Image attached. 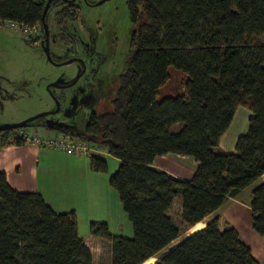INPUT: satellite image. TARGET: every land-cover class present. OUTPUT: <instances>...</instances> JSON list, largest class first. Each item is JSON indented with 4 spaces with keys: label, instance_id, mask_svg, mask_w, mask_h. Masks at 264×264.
<instances>
[{
    "label": "trees",
    "instance_id": "trees-1",
    "mask_svg": "<svg viewBox=\"0 0 264 264\" xmlns=\"http://www.w3.org/2000/svg\"><path fill=\"white\" fill-rule=\"evenodd\" d=\"M46 2L0 0V23L41 26ZM61 5L62 18L76 20L77 1L51 0L46 23ZM127 9L130 52L109 108L91 113L82 131L64 134L90 148L92 172L107 171L100 152L120 161L109 184L133 236L113 235L104 222H91L90 235L110 244L111 264L154 257L153 264H259L236 230H219L217 218L169 246L264 175V0H128ZM172 73L182 77L179 91L162 95ZM240 106L251 112L248 130L234 152H218ZM32 123L1 132L0 149L23 145L13 134ZM168 154L198 163L189 180L152 168ZM177 202L175 224L169 212ZM250 209L264 237V182L252 191ZM0 264L93 259L74 210L55 212L40 193L12 188L0 171Z\"/></svg>",
    "mask_w": 264,
    "mask_h": 264
},
{
    "label": "rangeland",
    "instance_id": "rangeland-1",
    "mask_svg": "<svg viewBox=\"0 0 264 264\" xmlns=\"http://www.w3.org/2000/svg\"><path fill=\"white\" fill-rule=\"evenodd\" d=\"M87 1L89 4L85 0L77 2L79 6L78 20L71 24L73 28L70 36L74 38L81 48L83 44L93 48L92 44L95 42L96 48L93 49L96 50L100 59L101 54L99 51L103 50V45L107 46L109 44L108 42H106L107 44L104 43L107 39L100 40L101 38H106L112 30H115V33L119 34L120 43L115 54L108 59L110 61L105 64L103 62L106 60L102 58L103 60L100 63V70L97 75L101 79L100 88H97L100 94H95L94 96L93 93H89L90 89L88 90L87 88L82 94V91H79V87H85V85L84 81L80 80L76 86L78 88L74 87L71 90V94L77 97L74 104L78 107L72 106L70 108L67 119H62L66 117L65 109L69 108L67 104L62 105L63 110L55 115L56 119L49 116L51 117L49 123L60 126L59 129L57 127L37 128L34 131L37 136L42 137L44 140H54L58 136L60 137L61 129L63 131L66 129L71 132H80L87 121V115L91 112L106 111V108H109V102L115 94L118 76L122 72L130 49L131 23L127 9L128 0H108L101 5H97L99 0ZM56 20V10H52L47 17V25L51 33L57 32L55 27ZM37 34L34 36H37ZM34 36H30V33H23L18 28L10 27L6 23H0V126L20 123L30 117L49 111L54 103L51 93L47 91L48 82L61 75L71 78L77 70V63L73 59H68L59 66L50 63L44 43L37 41ZM73 45V43L72 46L70 45L71 48L74 47ZM64 48L66 49V47ZM50 50L52 58L56 59L57 46L51 45ZM181 81L182 77L178 73H172L170 82L162 90V95H176L181 86ZM88 94L90 95L87 99ZM92 97L94 101L87 105L88 101H92ZM99 98L100 101L98 102ZM86 99L87 101H85ZM243 114L244 119H248L247 114L250 115L251 112L243 106L238 107L235 118L236 126L233 128L237 132L244 122L242 120ZM58 121L64 122L59 123V125ZM226 137L229 145H231L234 137L233 130H229ZM43 148L44 150L63 152L51 145H46ZM99 154L107 162V171L104 173L93 172V175H95L93 176L95 179L94 186L93 182L89 186L85 184V176L72 179L73 185L72 182L69 185H65L67 184L66 181L64 190L69 191L66 195V201H63L65 203L57 204L55 206L56 210H53L57 213H65L75 208L78 211V233L85 240L90 235L89 224L91 222H104L107 224L111 234L131 238L133 230L130 221L123 209L118 193L109 184V179L118 169L120 161L110 156L107 152L103 151ZM74 155L83 160L84 163L85 160H88V157L84 155ZM64 170L57 171V174L53 175L54 178L61 175L67 179L66 171ZM38 172L40 190L43 186V178L46 180L45 187L54 185V183L64 182L63 179L48 178L47 173L43 171V165ZM25 176L22 173L20 178L23 179ZM81 179L83 181L80 183ZM61 186H59L60 189ZM44 191L46 196L52 198L48 194L47 189ZM68 203L73 204L74 208L69 207ZM179 210L180 205L177 202L169 212L175 224L179 223ZM210 219H206L203 225L205 226ZM197 230L199 228H191L185 231L169 248H172L179 240ZM93 238L89 243L93 253V264H111L110 244L100 238ZM95 239H100V242ZM156 259L154 257L144 264H153Z\"/></svg>",
    "mask_w": 264,
    "mask_h": 264
},
{
    "label": "crops",
    "instance_id": "crops-1",
    "mask_svg": "<svg viewBox=\"0 0 264 264\" xmlns=\"http://www.w3.org/2000/svg\"><path fill=\"white\" fill-rule=\"evenodd\" d=\"M237 110L234 114L230 126L220 139L217 149L218 152H234L237 138L240 135L245 134L248 128V119H244L243 114L242 120H244V122L242 124V127L238 132L233 129L236 126L235 118ZM247 116L249 117L248 114ZM229 130H233L234 132V137L232 139L231 145H229V141L226 137V134ZM64 137L68 138V136ZM45 146L46 145H35L30 142H25L21 146L12 145L9 147L1 148L0 171L5 174L7 183L12 188L20 192H38L43 196L44 200L47 201V203L52 207V209L56 210L55 206L57 204L61 202L65 203L63 201H66V195L69 191L64 190L65 185H69L72 182V179H75L77 177L82 178V176H85V184L89 186L90 183L93 182L94 186L95 179L93 176L95 175H93L94 173L90 169L89 160H85L84 163L83 160L75 157L74 154L76 153H69L67 151L59 152L54 150H44L43 147ZM42 165L43 171L47 173L48 178L52 177L55 180L63 179L64 182L54 183V185H49L48 187H45L46 180L43 178V186L40 190L38 171L40 170ZM197 166L198 163L194 159L174 154H168L157 157L152 164V168L164 171L170 176L181 180H189L195 173ZM62 169H65L64 171H66L65 174L67 176V179L70 180H67L64 176L61 175H59L57 178H54L53 175L55 173L57 174V171H60ZM22 173L26 175L23 179L20 178ZM66 181L67 184L64 185ZM82 181L83 180L81 179L80 183ZM261 182H264V175L252 186L245 188L244 190L239 192L235 197L229 198L225 204H223L208 218H211L210 220H212L213 218H217L218 228L221 231L228 227H232L234 230H236L240 240L246 246L249 247L253 258L259 264H264V237L259 236L254 231L252 227V212L250 209L251 193ZM59 186H61V189L59 188ZM43 189H47L48 194L53 199L46 196V194H44L45 191ZM72 205L73 204L68 203L69 207L74 208V206ZM74 211L78 215V211L75 208ZM92 238L93 237L91 235L87 237V240L82 238L85 245L90 249L91 253L92 248L89 243ZM95 240L100 242V239Z\"/></svg>",
    "mask_w": 264,
    "mask_h": 264
},
{
    "label": "flooded vegetation",
    "instance_id": "flooded-vegetation-1",
    "mask_svg": "<svg viewBox=\"0 0 264 264\" xmlns=\"http://www.w3.org/2000/svg\"><path fill=\"white\" fill-rule=\"evenodd\" d=\"M62 1H64V2H75V1H77L78 2L79 0H62ZM85 1L89 4V2L87 0H85ZM107 1L108 0H99L97 2L98 3L97 5H101ZM47 2H48V0H47ZM50 2H51V0H50ZM64 7H65L64 5L59 6V8L56 11L57 20L55 22V27H56L57 32L51 33L49 30V27H48V36H46L44 28H43V23H42V25L39 27V31H40L39 34H37V36H34V37L40 43L43 42L45 47H46V42H48L49 55H50V59H51V60H49L50 63H52L55 66H59V65H62L68 59H73V61L75 63H77V70L75 72V75L71 78L65 77L64 75H61L60 77H56L55 79H52L48 82L47 91H49V93H51L54 105L49 109V111H46L48 113L47 116L38 118L37 120L33 121V123L31 122L34 127L30 128V129H33L34 131L37 128H56L57 127L59 129L60 126H55L54 124L49 123V119L51 118L49 116H52L53 119H56L55 115L63 110L62 105L67 104L69 106V108L65 109L66 117L62 118V119H67V116L71 110L70 108L72 106L78 107L77 105L74 104L75 100H77V97L74 96L73 94H71V90L77 86V84L80 80H83L84 85H85V87H79V91H82L81 92L82 94H84L83 92L86 88L88 90L90 89L89 93L90 94L93 93L94 96H95V94H100L99 89L97 90V88L101 84V79L99 77H97L98 72L100 70V63L102 62L103 59L106 60L103 63H105V64L108 63L110 61L108 59L115 54V52L119 46V43H120L119 34L118 33L116 34L115 30H112L110 32V34L106 36V38L100 39V40L107 39L104 43L108 42L110 44L109 45L106 43L107 46L103 45V50L99 51L101 54V59H100L98 53L96 52V50L93 49V48H96L95 42L92 44L93 48H91L87 44H83V47L81 48L75 42L74 38L70 36L71 32H72L71 29L73 28L71 24L73 22H76L78 20V17L76 18L75 21L69 20V19H67V21L64 20L62 18V15H61L62 11H64ZM48 10H49V8H48ZM78 11H79V6H78ZM46 15H47V13H46ZM42 32H44V34H42ZM72 43L74 44L73 48H71ZM51 45L57 46L58 53H55L56 59L52 58V54H51V50H50ZM63 47H66V49L65 48L63 49ZM129 52H130V49H129ZM129 52H128V54H129ZM127 57H128V55H127ZM126 61H127V58H126ZM122 70H123V68H122ZM76 88H78V87H76ZM90 94H88L87 99H88ZM93 97L91 98L92 101H88L87 105H89L91 102L94 101ZM87 99L85 101H87ZM56 100L58 101V106L56 105ZM99 101H100V98L98 99V102ZM106 110H107V108H106ZM91 113H93V112H91ZM90 114L86 116V119H89ZM62 122H64V121H62ZM62 122L58 121V124L62 123ZM30 129L15 131L13 136L15 137V136H17V134L19 132L27 131ZM11 130H15V129H11ZM4 131L5 130L0 131V133L4 132ZM67 132H71V131H68L66 129L63 131L61 129V135L62 136H65L64 133H67Z\"/></svg>",
    "mask_w": 264,
    "mask_h": 264
},
{
    "label": "built area",
    "instance_id": "built-area-1",
    "mask_svg": "<svg viewBox=\"0 0 264 264\" xmlns=\"http://www.w3.org/2000/svg\"><path fill=\"white\" fill-rule=\"evenodd\" d=\"M34 1H38V0H34ZM7 25H9L10 27L13 28H18L20 29L23 33H30L31 35H35L39 32V26L35 25L32 27L23 25V24H19L17 22H5ZM38 30V31H37ZM19 139L24 140L25 142H31L34 143L36 145H51L54 146L58 149H60L61 151H67L69 153H76L79 155H88L90 148L80 142L77 141H73L72 139H70L69 137H64V136H60L57 137L54 140H44L42 137L37 136V134L34 132L33 129L27 130V131H23V132H19L17 134V136Z\"/></svg>",
    "mask_w": 264,
    "mask_h": 264
},
{
    "label": "water",
    "instance_id": "water-1",
    "mask_svg": "<svg viewBox=\"0 0 264 264\" xmlns=\"http://www.w3.org/2000/svg\"><path fill=\"white\" fill-rule=\"evenodd\" d=\"M50 6V0H48V2L46 3L45 5V8L43 10V13H42V17H41V20L43 22V28H44V31H45V34L46 36H48V26L47 24L45 23V16H46V13L48 11V8ZM45 51H46V54H47V58L49 60L50 59V55H49V47H48V42H46V47H45ZM70 63V62H69ZM56 105L58 106V101L56 100ZM48 113L47 112H44V113H40L38 115H35L33 117H30L20 123H15V124H8V125H3V126H0V131H3V130H6V129H21V128H25L27 127L31 122L37 120L38 118H41V117H45L47 116ZM50 126V125H49Z\"/></svg>",
    "mask_w": 264,
    "mask_h": 264
},
{
    "label": "bare ground",
    "instance_id": "bare-ground-1",
    "mask_svg": "<svg viewBox=\"0 0 264 264\" xmlns=\"http://www.w3.org/2000/svg\"><path fill=\"white\" fill-rule=\"evenodd\" d=\"M203 222L204 221H201V222L197 223L194 227H192V229L193 228H199L200 229V228H202V226L204 227ZM151 259H153V258H151Z\"/></svg>",
    "mask_w": 264,
    "mask_h": 264
},
{
    "label": "clouds",
    "instance_id": "clouds-1",
    "mask_svg": "<svg viewBox=\"0 0 264 264\" xmlns=\"http://www.w3.org/2000/svg\"><path fill=\"white\" fill-rule=\"evenodd\" d=\"M40 27V26H39Z\"/></svg>",
    "mask_w": 264,
    "mask_h": 264
}]
</instances>
